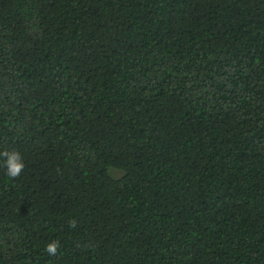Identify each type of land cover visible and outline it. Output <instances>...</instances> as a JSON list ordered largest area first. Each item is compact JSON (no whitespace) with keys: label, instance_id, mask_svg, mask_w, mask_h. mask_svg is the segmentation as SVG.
Returning <instances> with one entry per match:
<instances>
[{"label":"trees","instance_id":"obj_1","mask_svg":"<svg viewBox=\"0 0 264 264\" xmlns=\"http://www.w3.org/2000/svg\"><path fill=\"white\" fill-rule=\"evenodd\" d=\"M5 151L0 264H264V0H0Z\"/></svg>","mask_w":264,"mask_h":264},{"label":"clouds","instance_id":"obj_2","mask_svg":"<svg viewBox=\"0 0 264 264\" xmlns=\"http://www.w3.org/2000/svg\"><path fill=\"white\" fill-rule=\"evenodd\" d=\"M0 158L2 159V165L5 168L7 178L12 180L21 175L22 170L24 169V161L17 151H5L0 153ZM58 241L52 240L48 242L45 246V252L49 256L55 255L57 252Z\"/></svg>","mask_w":264,"mask_h":264}]
</instances>
